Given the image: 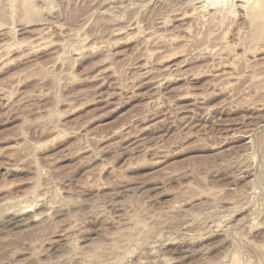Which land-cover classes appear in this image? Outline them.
<instances>
[{
    "label": "rangeland",
    "instance_id": "1",
    "mask_svg": "<svg viewBox=\"0 0 264 264\" xmlns=\"http://www.w3.org/2000/svg\"><path fill=\"white\" fill-rule=\"evenodd\" d=\"M258 1L0 0V264H264Z\"/></svg>",
    "mask_w": 264,
    "mask_h": 264
},
{
    "label": "bare ground",
    "instance_id": "2",
    "mask_svg": "<svg viewBox=\"0 0 264 264\" xmlns=\"http://www.w3.org/2000/svg\"><path fill=\"white\" fill-rule=\"evenodd\" d=\"M258 1V0H257ZM242 5H243V2L241 3ZM241 4H240V6H241ZM246 4V3H245ZM255 4V3H254ZM253 6V5H252ZM252 8V7H251ZM255 13H258V14H260V16H262V17H264V0H259L258 1V7L256 8V5H255ZM253 14V13H252ZM254 16H255V14H254ZM254 16H252V17H254ZM261 17V18H262ZM256 19H257V17H256ZM260 19V18H259ZM263 19V18H262ZM261 20V19H260ZM264 20V19H263ZM264 22V21H263Z\"/></svg>",
    "mask_w": 264,
    "mask_h": 264
}]
</instances>
